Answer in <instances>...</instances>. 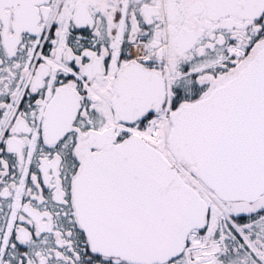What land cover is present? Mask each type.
Returning <instances> with one entry per match:
<instances>
[{"label": "snow or ice", "instance_id": "6c2138e0", "mask_svg": "<svg viewBox=\"0 0 264 264\" xmlns=\"http://www.w3.org/2000/svg\"><path fill=\"white\" fill-rule=\"evenodd\" d=\"M0 264H264V0H0Z\"/></svg>", "mask_w": 264, "mask_h": 264}]
</instances>
